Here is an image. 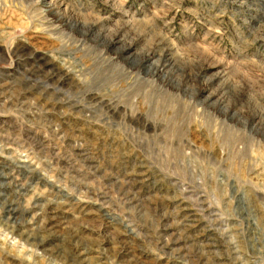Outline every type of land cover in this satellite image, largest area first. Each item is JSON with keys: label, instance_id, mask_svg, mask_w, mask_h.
<instances>
[{"label": "rangeland", "instance_id": "1", "mask_svg": "<svg viewBox=\"0 0 264 264\" xmlns=\"http://www.w3.org/2000/svg\"><path fill=\"white\" fill-rule=\"evenodd\" d=\"M0 264H264V0H0Z\"/></svg>", "mask_w": 264, "mask_h": 264}, {"label": "bare ground", "instance_id": "2", "mask_svg": "<svg viewBox=\"0 0 264 264\" xmlns=\"http://www.w3.org/2000/svg\"><path fill=\"white\" fill-rule=\"evenodd\" d=\"M52 2V1H51ZM167 54H165L164 56H163V60H164V62H165V64L164 65H167L168 67H170V66H172V62H171V59L170 58H168L167 56H169L170 57V55H167ZM150 60V62H149V64H147L148 63V61L147 60H145V61H140V60H138V59H136L135 60V63H140V67H143V66H146L145 68H148V72L151 74V75H158L159 74V68L155 65V64H157V61H153V58H151V59H149ZM153 61V62H152ZM150 63H152V64H150ZM147 65H149V66H147ZM147 73V72H146ZM148 74V73H147ZM214 98H215V96L214 95H212L210 98H209V102H210V104L212 105V104H214ZM35 241L36 242H39V244H43V240H40V239H35ZM216 249V248H215Z\"/></svg>", "mask_w": 264, "mask_h": 264}]
</instances>
